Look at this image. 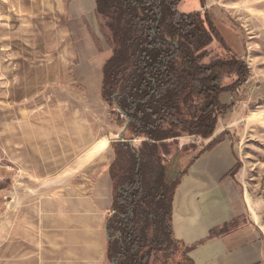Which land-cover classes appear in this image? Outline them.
Segmentation results:
<instances>
[{"label": "rangeland", "instance_id": "374dc122", "mask_svg": "<svg viewBox=\"0 0 264 264\" xmlns=\"http://www.w3.org/2000/svg\"><path fill=\"white\" fill-rule=\"evenodd\" d=\"M177 8L207 10L248 65L245 82L222 96L231 107L216 133L225 130L231 140L238 196L264 234V0H205L203 8L200 0H180ZM209 48V56L220 51L215 43ZM110 53L93 0H0V246L19 191L78 176L97 160L94 153L79 162L100 137L111 152L110 140L122 133L123 115L100 94ZM201 147L195 136L178 137L163 160L167 172L187 170Z\"/></svg>", "mask_w": 264, "mask_h": 264}, {"label": "trees", "instance_id": "16d2710c", "mask_svg": "<svg viewBox=\"0 0 264 264\" xmlns=\"http://www.w3.org/2000/svg\"><path fill=\"white\" fill-rule=\"evenodd\" d=\"M179 1L94 0L111 42L100 94L126 123L110 140L108 264H195L172 224L174 192L188 169L167 172L163 160L180 136H195L202 145L189 165L228 136L216 133L219 117L231 107L222 96L236 92L248 76V65L227 46L209 12L180 11ZM213 43L220 51L209 56ZM235 159L224 176L236 175Z\"/></svg>", "mask_w": 264, "mask_h": 264}, {"label": "crops", "instance_id": "0c3cea01", "mask_svg": "<svg viewBox=\"0 0 264 264\" xmlns=\"http://www.w3.org/2000/svg\"><path fill=\"white\" fill-rule=\"evenodd\" d=\"M50 138L53 154L52 132ZM107 146V139L100 137L79 159L97 153L95 163L88 166L92 172L85 164L78 176L62 184L52 177L46 188L18 192L14 209L2 224L1 264H108L106 223L112 197L108 165L113 151ZM235 161L226 136L190 164L174 192V234L190 246L188 255L195 264H264V234L246 213L236 175L224 176ZM234 220L236 225L228 231L210 235Z\"/></svg>", "mask_w": 264, "mask_h": 264}, {"label": "water", "instance_id": "95a60500", "mask_svg": "<svg viewBox=\"0 0 264 264\" xmlns=\"http://www.w3.org/2000/svg\"><path fill=\"white\" fill-rule=\"evenodd\" d=\"M125 127H126V123L124 124V127L122 128L121 132H123V131H124Z\"/></svg>", "mask_w": 264, "mask_h": 264}]
</instances>
